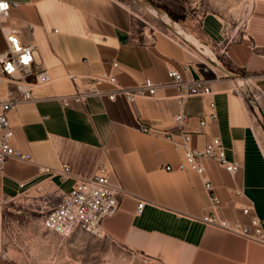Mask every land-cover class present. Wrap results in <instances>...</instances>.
<instances>
[{
    "label": "crops",
    "instance_id": "1",
    "mask_svg": "<svg viewBox=\"0 0 264 264\" xmlns=\"http://www.w3.org/2000/svg\"><path fill=\"white\" fill-rule=\"evenodd\" d=\"M6 1L11 4L9 23L19 29L22 42L37 48L32 74L46 71L50 81L34 88L35 101H22L8 114L12 146L31 160L5 163L0 171V204L33 192L61 198L76 179H89L104 165L110 180L127 192L117 213L101 222L104 236L112 241L160 264H264V246L200 220L215 213L247 223L249 217L242 209L251 208L264 228V138L235 81L199 59L202 56L174 34L138 31L120 0ZM199 24L198 38L215 51L224 68L244 78L264 106L262 36L241 34L226 41L224 23L216 17L205 16ZM5 48L0 30V52ZM112 62L118 67L113 69ZM184 64L189 66L187 73ZM170 67L186 79L210 80L213 91L215 124L199 125L206 97H189L181 109L191 146L202 149L218 136L225 158L240 165L232 175L216 161L204 159L211 192L194 172L166 171V165L175 167L183 161L182 152L162 136L139 130L144 124L176 131V88H158L153 98L137 99L131 105L120 98L91 97L85 105L70 101L63 107L58 99L74 91L70 76L109 71L124 86H136L145 78L166 84ZM9 91L17 95L14 85H0V99ZM64 164L71 171L66 178L40 170ZM210 194L216 197L217 208ZM137 201L144 202L141 212Z\"/></svg>",
    "mask_w": 264,
    "mask_h": 264
},
{
    "label": "built area",
    "instance_id": "2",
    "mask_svg": "<svg viewBox=\"0 0 264 264\" xmlns=\"http://www.w3.org/2000/svg\"><path fill=\"white\" fill-rule=\"evenodd\" d=\"M11 4L6 0H0V30L2 32L6 48L0 52V85L12 84L17 89V95L10 91L0 99V171L10 159L30 161L29 154L15 149L11 140L14 136L8 114L22 101H35L33 90L37 86L49 83L50 77L46 71L32 74L31 66L34 65V52L37 50L34 44L22 42L19 37V29L9 23ZM232 41L233 37H226ZM113 69L118 67L117 62H112ZM208 68V66L206 65ZM183 72L189 71L187 64L182 65ZM168 83L156 84L151 79L145 78L136 86L121 85L116 76L109 71H103L97 75L70 76L74 91L68 95L59 96L63 107H67L70 101L85 105L91 97L116 101L123 99L131 105L137 99L153 98L158 88L174 87L179 94L176 102L179 111L174 115V127L176 131L162 130L139 125V130L146 134L159 135L165 138L176 150L183 154V161L175 167L166 165L168 172L190 171L199 175L203 180L204 189L212 191L210 182L205 177L204 159L216 161L230 174H235L240 165L236 161H228L225 151L218 136L212 137L202 149L191 146V134L184 129L187 118L181 110L189 97H206V107L200 126L215 124L217 115L215 103L212 99L213 91L210 80L205 78L186 79L175 67L167 69ZM104 85L106 87L104 88ZM255 98V94H253ZM42 172H51L66 178L71 175L68 165H62L58 169L46 167L40 168ZM127 195V192L119 183L110 180L109 171L104 165H99L97 171L89 179L78 178L74 181L71 190L61 196L60 201L46 211L41 226L44 230L67 237L76 230L102 237L104 236L101 222L114 216L119 210V200ZM210 200L217 208L218 201L213 194ZM143 201H137V211L141 212ZM242 214L248 216V222L228 221L217 214H206L201 217V222L224 233L241 237L245 241L264 246L263 222L251 208L242 209Z\"/></svg>",
    "mask_w": 264,
    "mask_h": 264
},
{
    "label": "rangeland",
    "instance_id": "3",
    "mask_svg": "<svg viewBox=\"0 0 264 264\" xmlns=\"http://www.w3.org/2000/svg\"><path fill=\"white\" fill-rule=\"evenodd\" d=\"M120 1L131 13L138 31L175 35L159 18L133 0ZM146 1L163 10L171 20L203 44L198 35L201 32L199 22L205 16H213L223 22V34L225 37H234L232 40L241 34L254 33L264 40V0ZM199 59L212 66L205 58ZM245 89L253 95L247 85ZM255 100L264 112L261 99ZM249 106L264 138L261 116L256 108ZM59 200L51 193L33 192L0 204V264H160L106 236L99 237L76 230L63 237L44 230L42 219L46 211Z\"/></svg>",
    "mask_w": 264,
    "mask_h": 264
},
{
    "label": "water",
    "instance_id": "4",
    "mask_svg": "<svg viewBox=\"0 0 264 264\" xmlns=\"http://www.w3.org/2000/svg\"><path fill=\"white\" fill-rule=\"evenodd\" d=\"M135 3L139 4L152 14H154L157 18H159L164 25L176 36L180 37L184 42H186L190 47L194 48L203 58H205L212 66L218 69L225 76L231 78L235 81L237 88L242 92L243 96L247 100V102L256 108L261 116V125L264 132V112L261 107L256 103L254 96L250 94L249 90L245 89V80L242 76L237 75L226 68H224L213 51H211L205 44L201 43L194 36H192L186 29L182 28L175 21L171 20V18L161 9L152 5L150 2L146 0H133ZM164 17L168 19V22L164 21ZM195 42L197 45H194Z\"/></svg>",
    "mask_w": 264,
    "mask_h": 264
},
{
    "label": "bare ground",
    "instance_id": "5",
    "mask_svg": "<svg viewBox=\"0 0 264 264\" xmlns=\"http://www.w3.org/2000/svg\"><path fill=\"white\" fill-rule=\"evenodd\" d=\"M164 21L165 22H168V19L166 18V17H164ZM194 43V45H197L195 42H193ZM257 99H259V97L257 96Z\"/></svg>",
    "mask_w": 264,
    "mask_h": 264
}]
</instances>
